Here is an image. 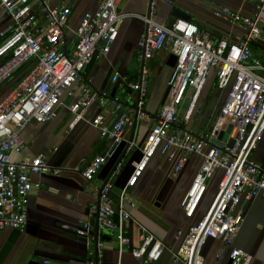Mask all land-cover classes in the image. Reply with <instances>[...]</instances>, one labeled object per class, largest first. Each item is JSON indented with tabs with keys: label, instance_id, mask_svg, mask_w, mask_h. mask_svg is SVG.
<instances>
[{
	"label": "built area",
	"instance_id": "2783aa9c",
	"mask_svg": "<svg viewBox=\"0 0 264 264\" xmlns=\"http://www.w3.org/2000/svg\"><path fill=\"white\" fill-rule=\"evenodd\" d=\"M123 0H100L98 8L83 15L79 25L69 23L68 6L53 7L50 0H0V10L10 19V25L0 32V87L31 60L34 66L24 74L0 100V230L23 231L27 225V207L33 189L39 188L32 176L58 177L65 169L51 166L42 155L14 161L21 154L22 129L30 122L46 124L53 120L56 110L66 105L72 114L70 128L85 120L94 103L111 104L118 118L107 126L102 116L87 121L96 128L102 140L115 146L123 142L126 132L135 123L148 119L145 109L149 80V59L154 52L167 51L176 61L168 81L169 92L141 150L140 158L131 164L132 171L116 204L110 197V184L99 192L98 228L115 235L116 250L121 255L128 245L123 220L129 216L124 209L127 188L133 187L159 151L171 165L176 177L191 156L201 160L180 206L187 220H194L216 174L221 178L207 211L185 232L177 248L171 249L172 264H204L202 248L208 239L228 248L229 264H250L252 255L235 246V239L244 221V203L253 201L264 192V168L253 160L264 135V65L253 57L252 44L264 42V0H246L253 4L251 15L244 16L222 8L216 17L231 26H238L242 36L236 42L215 40L201 32L196 24L181 18L170 26L156 22V2L152 0L149 15L139 16L145 26L137 42L139 79L130 82L114 74L112 83L120 80L121 87L134 92L130 101L97 91L89 86L74 87L81 73L98 55H106L116 41L119 25L128 14L119 10ZM73 39V48L68 50ZM216 90L221 93L220 114L208 137L198 135L187 127L194 114L199 113L198 101L211 74ZM188 99L185 113L180 110ZM132 104V105H131ZM231 126L232 147L222 148L210 143L220 132ZM112 151L95 155L81 172L92 183L107 163ZM93 225L80 222L77 237L88 243ZM163 245L150 232L143 231L140 245L131 250L135 260L145 258L152 263L159 259ZM100 248L89 251L85 264H99Z\"/></svg>",
	"mask_w": 264,
	"mask_h": 264
},
{
	"label": "crops",
	"instance_id": "0c3cea01",
	"mask_svg": "<svg viewBox=\"0 0 264 264\" xmlns=\"http://www.w3.org/2000/svg\"><path fill=\"white\" fill-rule=\"evenodd\" d=\"M99 1L50 0V3L53 7L68 6L71 9L69 23L72 28H76L85 13L98 8ZM148 1H122L119 10L128 14V17L120 23L117 39L109 52L105 56H96L95 60L82 71L81 81L74 87L76 98L80 96V85L106 92L109 96H116L124 102L130 101L135 95L134 92L122 88L120 80L112 83V78L114 74H118L130 82L139 79L137 42L145 26L138 18L146 15ZM222 8L238 11L244 16L251 15L254 10L253 4L246 0H170L169 3L157 1L156 22L170 26L177 19L174 13H182L189 16V20L196 24L201 32L208 33L213 39L236 42L241 38L242 31L238 26H231L216 17V11ZM10 23V19L0 10V32ZM67 38L70 42L68 50L71 51L73 39L70 36ZM251 48L253 57L264 65V42L260 40L254 42ZM169 55L167 51H159L150 56L145 104L148 119L136 123L132 143L125 152L131 128L127 130L123 142L115 146L109 140H102L98 130L87 123L96 116H102L107 126H112L118 118V113L111 104L103 106L94 103L85 120L70 128L73 117L66 108L70 99H64V106L56 110L53 120L46 124L30 122L22 129L20 137L23 149L21 154L12 155L14 161L42 155L48 164L63 168L65 171L58 177L32 176V181L38 183L39 188L33 189L29 197L27 225L23 231L9 228L0 230V264H85L89 251L94 252L95 246L101 251L99 264H172L170 250L177 248L181 241L178 232H185L189 224L194 223L207 211L221 178L220 174H216L209 182L208 191L195 219L187 220L180 203L199 169L201 160L197 157L191 156L183 170L176 177H172L170 163L158 151L136 184L127 188L123 206L129 217L123 220L122 225L128 245L121 255L116 250L113 234L99 228L97 235L94 232L99 190L107 181L111 186L110 197L113 202L118 203L119 195L131 174V164L140 158L153 119L161 110V100L172 73L166 65ZM133 62L137 64L133 66ZM29 68L30 65L21 68L0 87V100ZM212 85L216 87L213 73L202 91L198 106L207 104ZM220 95L215 88L211 104L221 105ZM187 104L188 99L180 110V118L185 113ZM193 120L187 127L202 135L196 129L199 123L195 122L194 128L192 127ZM111 151V157L99 170L94 181L87 183L81 172L95 155ZM119 157L121 161L110 176ZM252 158L264 168V135ZM214 186L215 191L212 194ZM210 196L211 199L207 201ZM241 206L245 212L244 221L236 236L235 246L252 255L250 264H264V192L251 202L242 201ZM86 221L93 225L88 240L90 249L75 233L79 223ZM143 231L153 234L164 247L161 256L155 262L150 263L145 258L135 260L131 255V250L140 245ZM202 254L204 264L228 263V248L219 241L208 239L202 248Z\"/></svg>",
	"mask_w": 264,
	"mask_h": 264
},
{
	"label": "water",
	"instance_id": "95a60500",
	"mask_svg": "<svg viewBox=\"0 0 264 264\" xmlns=\"http://www.w3.org/2000/svg\"><path fill=\"white\" fill-rule=\"evenodd\" d=\"M151 1H152V0H149V1H148V8H147V13H146L147 16L149 15V7H150V4H151ZM174 15H175L177 18H181V19H184V20H188V21H190V20H189V16H187V15H185V14H182V13H174ZM175 61H176L175 56H173V55H169V57H168V59H167V62H166L167 67L170 68V69L172 70V68L174 67ZM168 92H169V86L167 87V89H166V91H165V93H164V96H163V98H162V100H161V104H163V103L165 102L166 97H167V95H168ZM135 125H136V123L134 122V125L131 127V131H130L129 139H128L127 143L125 144V150H124V152L129 148V145L132 143V140H133V134H134V130H135ZM231 132H232V127L229 126L225 132H220V133L218 134V136H217L216 139L211 138V139H210V143L213 144V145H215V146H217V147H220V148H222V147L224 146V143H227V146H228V147H232V145H233V143H234V140H233V138L231 137ZM120 144H121V143H120ZM124 152H123V153H124ZM120 161H121V157H119V159L116 161L115 166H114V168H113V170H112L110 176H112V174L114 173L116 167L119 165ZM106 183H107V181L103 184V186H104ZM103 186H102V188H103ZM102 188H101V189H102ZM101 189L99 190V192L101 191ZM98 203H99V202H98ZM98 206H99V204H98ZM98 230H99V229H98V221H97V218H96V221H95V228H94L95 235L98 234ZM227 264H229V261H228Z\"/></svg>",
	"mask_w": 264,
	"mask_h": 264
},
{
	"label": "rangeland",
	"instance_id": "374dc122",
	"mask_svg": "<svg viewBox=\"0 0 264 264\" xmlns=\"http://www.w3.org/2000/svg\"><path fill=\"white\" fill-rule=\"evenodd\" d=\"M35 61L31 60L30 62H28V64L26 65H30V68L28 69V71L34 66ZM133 66H135L137 63L133 62ZM26 65H24L23 67H25ZM138 67V66H137ZM212 90L211 92H209V98L207 100V104H199L198 108L200 109V112L195 116L194 120H193V128L195 125V122L199 123V126L196 128L197 132H199L200 134H202L205 137H208L210 134V129L212 128V126L214 125L216 119L219 117L220 114V104H211L212 100V94L215 91V88L213 85L211 86ZM216 108H215V107ZM196 123V124H197ZM216 185V182H215ZM215 191V186L214 188H212V194ZM212 196H210L208 198L207 201H209L211 199ZM113 237H115V235H112Z\"/></svg>",
	"mask_w": 264,
	"mask_h": 264
},
{
	"label": "trees",
	"instance_id": "16d2710c",
	"mask_svg": "<svg viewBox=\"0 0 264 264\" xmlns=\"http://www.w3.org/2000/svg\"><path fill=\"white\" fill-rule=\"evenodd\" d=\"M22 68H23V67H22ZM20 70H21V69H20ZM20 70H19V71H20ZM16 73H17V72H16ZM16 73H15V74H16ZM121 101H122V100H121ZM125 102H127V100H126Z\"/></svg>",
	"mask_w": 264,
	"mask_h": 264
}]
</instances>
